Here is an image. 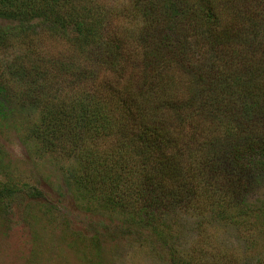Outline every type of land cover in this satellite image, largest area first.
<instances>
[{"label":"trees","instance_id":"16d2710c","mask_svg":"<svg viewBox=\"0 0 264 264\" xmlns=\"http://www.w3.org/2000/svg\"><path fill=\"white\" fill-rule=\"evenodd\" d=\"M130 5L143 22L135 35L112 29L103 0H0V19L15 21L0 25V45L34 35L38 23L85 60L25 72L30 135L92 171L87 188L137 217L166 216L148 211L170 204L240 213L259 174L252 169L264 167V0ZM204 248L172 264H236L224 253L201 259Z\"/></svg>","mask_w":264,"mask_h":264},{"label":"rangeland","instance_id":"374dc122","mask_svg":"<svg viewBox=\"0 0 264 264\" xmlns=\"http://www.w3.org/2000/svg\"><path fill=\"white\" fill-rule=\"evenodd\" d=\"M103 2L117 34L135 35L142 29L143 22L128 10L131 0ZM9 23L15 21L0 19V25ZM36 24L34 35L9 37L0 45V264H172L176 255L192 256L196 246L205 247V257L198 255L208 261L214 260L213 253L230 254L236 264L264 259L263 166L252 169L259 174L246 196L249 206L240 213L196 215L171 210V204L162 209L152 205L149 213L167 214L153 220L90 191L92 171H82L60 151L45 150L30 135L26 117L36 116L28 100L21 102L20 88L31 77L25 72L31 66L45 71L52 61L69 68L85 64L63 38ZM84 173L87 181L72 182Z\"/></svg>","mask_w":264,"mask_h":264}]
</instances>
